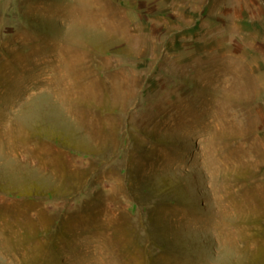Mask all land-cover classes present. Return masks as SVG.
Listing matches in <instances>:
<instances>
[{"label": "rangeland", "instance_id": "1", "mask_svg": "<svg viewBox=\"0 0 264 264\" xmlns=\"http://www.w3.org/2000/svg\"><path fill=\"white\" fill-rule=\"evenodd\" d=\"M0 264H264V0H0Z\"/></svg>", "mask_w": 264, "mask_h": 264}]
</instances>
